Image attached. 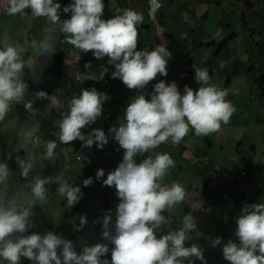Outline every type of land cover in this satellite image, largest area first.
<instances>
[{"label":"clouds","instance_id":"obj_1","mask_svg":"<svg viewBox=\"0 0 264 264\" xmlns=\"http://www.w3.org/2000/svg\"><path fill=\"white\" fill-rule=\"evenodd\" d=\"M121 1L7 0L0 9V264H264V203L247 204L250 173L238 164L243 142L233 157L222 143L226 152L215 169L189 172L208 165L202 147L231 131L232 115L241 116L227 99L230 91L238 94L233 80L262 78L264 85L239 21L228 23L233 11L208 8L220 0L173 9L174 0H143L144 18ZM245 8L242 23L264 58V0H245ZM211 16L220 32L233 30L235 54L232 43L207 48L217 45L216 35L202 31ZM5 21L13 31L7 42ZM44 25L51 27L38 44ZM142 33L152 42L138 44ZM56 43L69 49L66 76L57 72ZM186 77L191 85L183 86ZM258 90L264 95V86ZM18 125L23 136L15 133ZM255 132L264 136V124L255 121ZM256 142L264 149V138ZM256 149L260 189L264 163ZM213 198L230 207L235 233L204 226L213 222Z\"/></svg>","mask_w":264,"mask_h":264},{"label":"rangeland","instance_id":"obj_2","mask_svg":"<svg viewBox=\"0 0 264 264\" xmlns=\"http://www.w3.org/2000/svg\"><path fill=\"white\" fill-rule=\"evenodd\" d=\"M222 5L221 6H209L208 8L211 11H214L215 9H220L221 11L225 13H230L233 11L234 13L230 15V17L227 18V21L229 24H232L235 19L239 21V30H240V36L243 41V46L247 47L251 52H249L248 57H250V64L255 65V71L256 73L259 74H264V58H262V54L257 48L255 51V47L251 45V37L250 33L246 31L244 28V24L242 23L241 20V13L243 11H247L245 8V0H220ZM255 8V5H254ZM247 13V12H246ZM43 20L47 21L46 18H43ZM247 20L248 24L250 26H255V20L253 19L252 16L247 14ZM8 21L4 22V35L3 39L4 42H7L11 40L13 36V31L10 29V25H8ZM262 29V28H261ZM202 31H204L207 34L211 35H216V41L217 45H210L207 48H212L215 49L217 46L221 47L223 43V46H226V43H232L233 44V30L231 28H227L225 32H220L214 23V17L211 16L210 19L206 22L203 23L202 25ZM25 36V32H24ZM55 41H57L58 37H54ZM226 39L228 41L226 42ZM239 39V38H238ZM260 40L264 41V36L259 37ZM188 41L190 39L188 38ZM15 42V40H13ZM74 50V52H76ZM230 51L231 53L235 54L236 49L235 45L230 46ZM31 54L36 57L40 52L37 50L35 45L31 43V48H30ZM72 55L74 56L75 54ZM71 57L73 58V56ZM246 57V56H245ZM218 58H221V55L218 56ZM34 60V59H33ZM32 60V61H33ZM70 64L74 65L75 60L72 62H69ZM244 65H241V72L243 71ZM258 83H255L253 79H250V82H247L246 80H238L234 79L233 80V85L231 87V90H236L238 89V94H233L231 91L227 97L229 101H231L232 105L235 107L236 111H239V108L241 107V116L237 113L235 115H232V129L231 131L224 132L223 134L219 135L218 139L215 140V143L217 146H220L222 143H224V146L226 147L227 153L233 157L234 156V151L237 147L238 141L243 142V147L240 149L241 152V160L238 162L239 164V170L241 169H246L249 171L250 176L246 177L244 179L246 184L250 185V190L248 191V195L250 196L249 202L247 204H256V203H264V183H263V188L259 189V183L260 181L257 179V175H255V155L251 153V146L257 145V151H260V156L257 158V160H262L264 163V149H261L262 145L257 143L256 141H262L264 136L262 134H256L255 132V121L261 122L264 124V95H262L260 92L261 90H258V87H263L262 83V78L257 79ZM252 92V93H251ZM59 98V97H58ZM61 102L63 100L59 98ZM48 101L41 102L38 105V108L41 112L44 111L45 105L48 104ZM48 109H51L48 108ZM249 111H254L253 116L249 114ZM257 111V113H255ZM236 123L240 124V126L236 127ZM250 123H253L252 125ZM27 123L26 125H28ZM19 133L20 135L23 136V126L18 125L15 133ZM238 136V137H235ZM11 142V140H10ZM192 144V143H190ZM194 146V144L192 145ZM239 146V145H238ZM17 148H19L17 146ZM119 165L118 162L115 163L114 170L117 168ZM193 183L196 186L200 185V179L197 177L195 179H192ZM245 189V186H243ZM260 190H263V193L258 194ZM231 200V198H230ZM231 201H229L227 204H229ZM213 207H210V210H212ZM238 213L236 214L237 216L240 214L241 209H238ZM116 212V211H115ZM178 213L176 214H183L182 210H177ZM171 213V210L170 212ZM211 216L213 219H216L217 213L212 212ZM231 217L229 216L228 219H226V224L227 226L224 227V230L227 231L228 233H235L236 229L232 228V225L230 224ZM204 226L205 227H210V229H214L218 231L222 227L215 226L212 221L205 220L204 221ZM210 225V226H208ZM233 241L239 242L237 237L234 235Z\"/></svg>","mask_w":264,"mask_h":264},{"label":"trees","instance_id":"obj_3","mask_svg":"<svg viewBox=\"0 0 264 264\" xmlns=\"http://www.w3.org/2000/svg\"><path fill=\"white\" fill-rule=\"evenodd\" d=\"M126 10V9H125ZM143 25H139V27H142ZM46 27H51V26H42L41 28H39L37 31H36V39H37V42L39 44V42L43 39L44 37V29ZM146 27V23H145V26ZM141 42H139L138 44H143V45H147L146 42H152L150 40V37L147 35V34H144L142 33L141 34ZM153 38V41H154V36H152ZM56 51H60V53L58 54V57H57V60H56V67H57V72L62 75V76H66L68 74V72L71 71V66L70 65H65L63 63L64 59H66L68 57V53H69V49L68 48H65L64 46H60L58 43H56ZM205 45L204 43H202L201 41L196 43V48L198 49V52L201 54L204 49H205ZM140 48L142 47H137V49L139 50ZM149 51V49H147ZM187 55L190 56L191 55V52L189 49H187ZM219 70H223V68L219 69ZM85 72V68L83 65H81V67L79 68V73L80 74H83ZM71 82L74 83L75 80L74 79H71ZM191 83V80L189 77H186L185 79H183L181 81V84L184 86L186 84H190ZM146 87H153V83L150 82ZM53 91V90H51ZM71 94H74L73 92H70ZM121 94L120 91H117L116 93H111V98L113 101L117 102L119 101V95ZM190 132H192L193 134L194 131L190 130ZM3 134H6V131H2ZM202 139L206 138V136H203L201 137ZM215 139L216 137H211L209 139V141L206 142V146L202 147L201 149V157H208V165L205 164L204 162L201 163L200 165L192 168L189 170V172L191 174H195V173H206V172H209L210 170H213L215 169L216 165H218V161L221 159L220 156L224 155L225 154V149L220 145V146H217L216 143H215ZM198 140V139H196ZM199 141V140H198ZM233 195H235V200L238 201V200H241L243 197H244V193L241 191V190H236L234 191ZM220 198V197H219ZM223 199V198H222ZM220 198V201L222 200ZM210 202L212 203V210H211V213L212 212H215L217 213V218L216 219H213V224L217 227L221 226L222 228L219 229L217 232H224V227H226V225L224 224V222L226 221V219H228V217L230 216L231 217V209L228 205H219L218 202H219V199L218 198H213V199H210ZM212 217V216H211ZM70 219H73V216H70ZM50 220V217L48 216H45L43 219H42V227L45 226V224Z\"/></svg>","mask_w":264,"mask_h":264},{"label":"crops","instance_id":"obj_4","mask_svg":"<svg viewBox=\"0 0 264 264\" xmlns=\"http://www.w3.org/2000/svg\"><path fill=\"white\" fill-rule=\"evenodd\" d=\"M57 1H60V2H66L67 0H57ZM143 0H122L121 1V4H120V7L121 8H123V7H125L124 8V10L125 9H131V10H133V11H135V12H137V13H140V14H142L143 15V18H144V9H145V7H139V3L140 2H142ZM175 1L176 0H174L171 4H170V9H173V8H175V7H178V6H180V5H182V4H184V3H188V5H189V3H190V0H178V3L177 4H175ZM5 5H8V3H7V0H0V9L3 7V6H5ZM2 26H1V20H0V33L2 32ZM167 31V33L166 34H168L169 33V31H168V29H166ZM150 32H153V30L152 29H146V31H145V33H150ZM16 36H20V32L19 31H17V33L15 34Z\"/></svg>","mask_w":264,"mask_h":264}]
</instances>
